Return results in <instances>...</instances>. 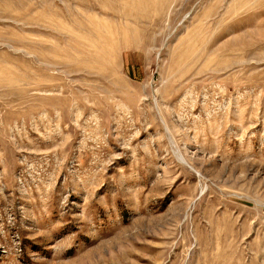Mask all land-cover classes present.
I'll return each instance as SVG.
<instances>
[{"label":"rangeland","instance_id":"rangeland-1","mask_svg":"<svg viewBox=\"0 0 264 264\" xmlns=\"http://www.w3.org/2000/svg\"><path fill=\"white\" fill-rule=\"evenodd\" d=\"M0 264H264V0H0Z\"/></svg>","mask_w":264,"mask_h":264}]
</instances>
